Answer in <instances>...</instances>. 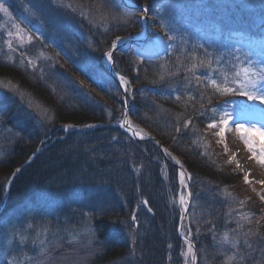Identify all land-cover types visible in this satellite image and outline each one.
<instances>
[{
	"label": "trees",
	"instance_id": "16d2710c",
	"mask_svg": "<svg viewBox=\"0 0 264 264\" xmlns=\"http://www.w3.org/2000/svg\"><path fill=\"white\" fill-rule=\"evenodd\" d=\"M229 6L221 4V16L233 10L239 13L238 6ZM49 28L44 34L45 41L50 34L58 35L54 25ZM136 30L137 25L130 21L126 26L117 24L106 31L97 27L88 32L93 49H88L84 55L85 43L77 41L76 56L81 58L82 55L87 63L94 58L104 71L105 83L86 77L101 90L103 97L74 78L71 71L78 73L79 70L68 59L67 69L54 64L30 70L0 56V76L14 79L44 105L49 116L39 120L37 115L30 113L33 119L30 122L6 124L14 126L17 138L0 154V231L30 219L35 225H43L39 220H48L57 226L60 223L76 226L90 219L94 235L87 264H180V255L187 242L177 232L182 214L174 199L179 187L177 166L165 158L155 142L133 139L116 126L68 131L60 128L67 122L82 126L122 118V93L116 81L105 72L102 55L116 33L134 34ZM193 53L188 48L179 51L174 47L164 55L139 59L131 48H125L115 53L114 70L129 82L126 86L129 115L153 132L164 145H170L174 154L170 153L169 158L173 161L177 160L175 155L181 156L192 175L191 187L199 205L193 211L197 214H191L183 226L195 242L197 264H264V243L261 242L264 226L257 230L251 223L244 230L240 229L253 232L247 245L243 243V236H236L240 241L236 249L223 242L225 232L229 241L235 235L232 230L237 228L234 224H237L238 214L234 209L241 205L235 189L227 190L226 187L238 182L241 173L217 156L213 143L206 140L203 128L211 121L212 114L208 108L203 116L196 111L203 89L196 85L191 72V66L201 60L194 61ZM195 56L202 54L195 52ZM213 67L219 71L223 62ZM176 95H181L180 101L175 99ZM206 96H211L213 103L221 97L215 96L210 86ZM204 103L208 106L206 99ZM9 108L8 121L14 119L19 110L25 113L18 107ZM189 118L191 125L177 133L175 126ZM51 127L53 131H49ZM49 134L52 136L41 143ZM20 166L6 193L7 180ZM40 192L46 194L44 200L38 199ZM144 199L153 213L143 205ZM55 213L61 221L50 219ZM72 244L65 240L58 248H71ZM58 248L51 250L54 259L61 253L54 254ZM236 251L240 255L229 261L228 257ZM44 263L49 264L45 256Z\"/></svg>",
	"mask_w": 264,
	"mask_h": 264
},
{
	"label": "rangeland",
	"instance_id": "374dc122",
	"mask_svg": "<svg viewBox=\"0 0 264 264\" xmlns=\"http://www.w3.org/2000/svg\"><path fill=\"white\" fill-rule=\"evenodd\" d=\"M215 1L218 4L214 5ZM3 2L8 8L10 16L0 12V56L7 62L30 70H39L42 69V65L44 68V65L53 66L54 64H60L61 67L67 69L69 66L68 60H70L74 62V66L79 70L78 73L71 71L75 79L81 80L82 76L80 74L83 73L92 80L105 83L104 71H101L96 65L94 58L88 63L85 58H82V55L81 58H78L76 56V46L78 42L84 41L85 47L82 48L84 55L88 49H93L91 45L92 37L88 32L95 31L97 27L106 31L112 26H117V24L119 27L126 26L129 21L131 24L137 25V30L133 35L140 41L132 48L140 59L164 55L169 49L166 44L161 43L160 38L163 37V40L167 41L168 36L172 35L174 37L172 48L177 47L179 51L188 48L191 53L201 52V57L195 55L191 57L194 61L210 58L213 64L223 62L221 70L217 73L211 72V75H215L214 78H219L221 71L231 78L237 70L233 69L231 65L233 63H244V58L240 53H234V55H240L239 61L233 60V56L229 55V51L237 47L241 49V53L251 51L252 56L250 59L253 61L264 62V8L261 7H264V0H134L135 6H132V0L129 2L124 0H3ZM226 3L231 5L230 8L238 6L240 10L235 9L239 13L233 10L231 14L225 13L227 16H221L220 13H223L221 12V4L225 5ZM206 4H209L207 5L209 8H206ZM145 5L149 9L146 14L147 21L137 20L136 18L142 15ZM203 15L205 17L202 19ZM14 24L23 29L24 42L14 40L13 47L9 49L7 40L10 37L7 33L17 31L13 27ZM52 24L58 35L50 34V37L45 41L44 34L49 32L51 29L49 27L53 26ZM237 28L242 29L237 30ZM29 35L33 37L31 42H28L27 39ZM129 35L116 33L111 38L110 47L102 56L103 63L106 66L112 63L108 61L105 55L110 50L112 42L117 37H120L123 41ZM201 45L207 48L211 54L210 57L205 56L203 48L200 47ZM50 46L55 50L54 52H52L53 49L51 48V50ZM197 58L199 59L197 60ZM29 59L33 61L31 65L28 64ZM191 70V72H194L193 65ZM210 71L209 69L200 68L197 71L195 70V74H209ZM215 96L218 97V95ZM220 96H224L221 99V105L215 107L221 112L226 110L231 113L229 124H232L233 127H231L234 129L236 137L249 151L248 145L241 138L242 133L237 132L236 125L243 124L246 127L254 125L256 128L264 129V104L248 100L247 97L240 95ZM8 106L21 108L22 112L25 111V113H21L19 110V113L15 114L16 117L8 121L10 114ZM30 113L37 115L39 120L49 118L44 105L38 103L26 89L21 87L14 79L0 76V154L6 146L9 147L11 142L17 138L14 126L6 124L30 122L33 120L30 119ZM211 116L214 117V114ZM130 123L140 133L144 135L149 133L147 128L135 120L130 119ZM207 125L203 131L207 133L206 140L210 144L213 143L215 150L218 151L217 156L224 158L227 164L236 167L229 157V139L227 135L223 136L227 139L222 140L223 137L216 135L219 128L213 130L209 129ZM53 127L49 128V131H53ZM61 127L64 131L72 129L69 124H63ZM255 139L258 144L260 138L255 137ZM166 147L169 153L172 152L169 146ZM249 152L262 176L261 181H264V166L253 158L251 151ZM256 154L260 155L258 146L256 147ZM178 158L182 157L178 156ZM259 166H262L263 170ZM180 170L177 171L178 183ZM16 172L17 169L7 180L6 189L10 187ZM245 176L243 172V177L238 182L230 186V189L226 188L233 191L235 189L240 204L243 202V206L240 205L234 209V212L238 214L236 223L239 221L243 230L246 225L252 223L255 229L258 230L264 226V201L260 199V196L264 195V184L258 183L256 179H251L250 176L248 177L249 182L245 183ZM188 180L186 177L185 185L179 183L177 195L174 198L183 212L190 203L185 220L190 219L191 214H197L193 211L199 205V200L191 191ZM189 191L192 193L191 197L188 196ZM40 194L43 196L41 197ZM40 194L38 199L44 200L46 194L41 192ZM180 195L185 196V205L180 204ZM229 201L231 204L234 203L232 200ZM86 215L88 216L89 213H86ZM50 219L61 221L56 213ZM30 220L23 225L10 227L0 235V264H7L8 259L12 257L16 258V264H45L44 256L49 264H87L91 257V238L94 235V228L90 219L89 221L82 220L76 226L61 225V223L57 226L51 224L48 220L46 222L42 221L43 225H35ZM234 225L237 227V224ZM15 233L25 237L23 248L19 246V237ZM9 239L12 240L11 244L8 243ZM65 240L73 243L71 246L73 250L71 248L63 250L62 247L58 248ZM54 248H58L54 254L61 251L57 259L51 257L53 253L51 250ZM180 256V264H194V260L188 254V243ZM40 260H42V263Z\"/></svg>",
	"mask_w": 264,
	"mask_h": 264
},
{
	"label": "snow or ice",
	"instance_id": "6c2138e0",
	"mask_svg": "<svg viewBox=\"0 0 264 264\" xmlns=\"http://www.w3.org/2000/svg\"><path fill=\"white\" fill-rule=\"evenodd\" d=\"M132 6L134 5V0H132ZM70 7V5H69ZM148 7L145 5L142 10V15L137 17V20H145L147 21V12H148ZM0 12L4 13L6 16H10L8 8L5 6V3L3 0H0ZM14 28L17 29L15 33L12 31H9L7 33L8 37L10 39L7 40V44L9 49L13 47V41L14 40H19L21 43L24 42V36L22 35L23 29H20V26L17 24L13 25ZM39 31V30H37ZM28 42H31L33 37L29 35L27 37ZM161 43H164L167 45L168 49L172 48V41L174 40V37L172 35L168 36V40L164 41L163 37L160 38ZM121 41L120 37H117L111 44L112 49H116L119 42ZM203 48L204 54L206 57H210L211 54L208 52L207 48H204L203 45L200 46ZM234 53H240V55L243 56L244 58V63L237 64L233 63L231 66L233 69H237L234 74L232 75L231 78L227 74H224L221 71L220 77L219 78H213L211 75V72H216L218 71L217 68L213 67V62L212 60L209 59H202L198 62V64H193V78L195 80L196 85L202 86V89L199 93L201 97L200 101V107L196 110L197 114L200 116H203L206 110V106L204 103V100L206 99L207 105L211 106L210 110L214 114V117L218 116L219 119L213 118L210 123H208L207 127L209 129H217L219 128V132H216L217 136L223 137L225 134V130L229 124V121L231 119V113L228 111H219V109L215 106H212V98L211 96H206V91L209 88V86L212 89L213 94L215 95H228V94H234V95H240L243 97H247L248 100L254 101V102H260L261 104H264V62L260 61H253L250 59L252 56L251 51L247 52H242L240 48H234L229 51V55L233 56V60L239 61L240 60V55H234ZM106 57L109 62H114V53L113 51H108L106 54ZM195 55V53H193ZM32 60H28V64H32ZM204 68V69H209L211 70L209 74H203V75H196L195 70ZM119 76V79L121 83L125 86L128 85V81L125 79L123 75H120L117 73ZM181 95H176L175 99L177 101L181 100ZM190 99H195V97L190 96ZM192 123V120L186 119L182 124H177L175 126V131L177 133H181L182 129H187ZM121 126H129L130 127V121L125 118L121 121ZM86 127H95V125H87ZM236 130L237 132L242 133L241 138L244 139L245 144L248 145L249 151L253 153V158L257 159V161L264 166V129L261 128H256L254 125L251 127H246L243 124H237L236 125ZM247 135H244V134ZM135 135L140 136V132H136ZM255 137H259V143L257 144V141ZM259 147L260 149V155L256 154V147ZM164 152L166 155L170 156V153L167 152V149H164ZM172 159H175V157H171ZM176 163L180 165V161L176 160ZM180 171L178 173L179 176V183L181 185H185V180L186 177L188 179H191V176L183 171V166L180 165ZM19 171V169H17ZM245 183L249 182V178L246 175L244 177ZM261 184H264V181H260ZM192 193L189 191L188 196L191 197ZM260 199L264 201V195L260 196ZM179 201L181 205H185V196L180 195ZM147 203V201H145ZM241 206H243V202H241ZM135 219V217H133ZM259 223V221H257ZM213 228H215V225H213ZM242 228V225L237 221V228L233 229V233L235 234L233 239L229 241L228 239V233L225 232L224 237H223V242L225 243H230L234 249L237 248V245L240 243L238 239H236V236H243V243L245 245L248 244V238L253 235V232L251 229H249L248 232H241L240 229ZM19 237L18 239V244L21 248L24 247L25 245V237L23 235H19V233H15ZM262 243H264V240H261ZM8 243L11 244L12 240L9 239ZM171 247V245H169ZM249 248L251 246L249 245ZM188 254L191 255V258L193 260L196 259V253L193 252V246L191 241L188 242ZM240 253L239 251H236L233 256H229L228 260L231 261L235 258V256H239ZM7 259V257H6ZM243 259V257H241ZM7 264H16V258L12 257L11 259H8Z\"/></svg>",
	"mask_w": 264,
	"mask_h": 264
},
{
	"label": "bare ground",
	"instance_id": "6f19581e",
	"mask_svg": "<svg viewBox=\"0 0 264 264\" xmlns=\"http://www.w3.org/2000/svg\"><path fill=\"white\" fill-rule=\"evenodd\" d=\"M124 1L129 2L130 0ZM231 126L232 124H228L224 134L229 139V157L238 169L242 170L248 177L250 176L251 179H256L259 183L262 180V176L256 168L250 152L245 149L243 143L236 137L233 126ZM227 138L223 137L222 140Z\"/></svg>",
	"mask_w": 264,
	"mask_h": 264
},
{
	"label": "water",
	"instance_id": "95a60500",
	"mask_svg": "<svg viewBox=\"0 0 264 264\" xmlns=\"http://www.w3.org/2000/svg\"><path fill=\"white\" fill-rule=\"evenodd\" d=\"M125 116H127L126 113H125ZM124 127H127V126H124ZM133 136H135L134 133H133ZM149 138H151V139H153V140L157 139L155 136H150ZM179 166H180V165H179ZM145 204L147 205V203H145ZM147 206H148V205H147ZM148 209H149L150 211H152L151 208L148 207ZM180 231H181V234H183L181 228H180ZM187 239H188L189 241H191L190 238H187ZM191 243H192V246H194L192 241H191Z\"/></svg>",
	"mask_w": 264,
	"mask_h": 264
}]
</instances>
